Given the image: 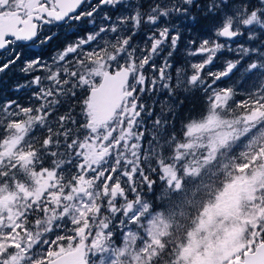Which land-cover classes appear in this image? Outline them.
I'll return each mask as SVG.
<instances>
[{"label":"snow or ice","instance_id":"1","mask_svg":"<svg viewBox=\"0 0 264 264\" xmlns=\"http://www.w3.org/2000/svg\"><path fill=\"white\" fill-rule=\"evenodd\" d=\"M196 8L200 60L174 67ZM54 28L81 34L49 62ZM5 54L28 80L0 102V264H264V0H0ZM236 76L260 81L237 100ZM157 92L204 109L149 130Z\"/></svg>","mask_w":264,"mask_h":264},{"label":"trees","instance_id":"2","mask_svg":"<svg viewBox=\"0 0 264 264\" xmlns=\"http://www.w3.org/2000/svg\"><path fill=\"white\" fill-rule=\"evenodd\" d=\"M202 2H205V0H202ZM203 15V13H200L199 8H196L192 11V14L188 17V19H176L175 27L180 30V33L182 35V41L178 53L174 54L175 59L172 61L174 67L186 66L185 62L194 63L200 60V57L198 56H189L188 50L195 49L198 46L199 41L205 38V30L209 25L207 21L203 20ZM74 33L78 32L65 30L56 34L57 39L52 41L49 47L44 51L43 58L49 59L51 57V52L55 50H60L61 46L67 43L68 38L72 35L74 36ZM239 39L241 43H244L245 46H248L244 38ZM141 40L143 39L141 38ZM189 40L195 41L196 43H189ZM228 43L231 44L233 51L225 52L222 56H220L218 60L214 61V64L210 66L213 71L221 70L226 60L233 59L237 55L234 46L238 48L240 45L231 41ZM177 60L180 63H176ZM158 62L162 64L163 60L161 59ZM188 71H191L190 67L188 68ZM172 74L173 76L175 75L174 72H172ZM27 80L28 78L25 77V74L20 71L19 66H14L11 70H8L4 73H0V102L15 98L21 103H27L25 90L21 89L19 93L15 91L19 84H25L27 83ZM259 81L260 78L259 76H257L253 77L252 80H248L245 83L242 78L236 76L232 77L231 79H228L227 84L229 86L237 87L239 94L236 96V99L240 100L246 98V92L248 90H252L254 86L259 83ZM218 84H220V86H223L224 81L218 82ZM203 97V92H199L196 94L181 93L174 97L172 100H169V98L165 96L162 92H157L154 96L151 94L145 96V102L147 103V105H149V107L154 113L153 117H144L146 127L151 130L153 118L158 117L160 115L162 108L165 114H169L168 105H171L172 112L170 113V125L174 123L175 131L179 133L183 124L187 122L190 118L197 119L200 117V114L204 109ZM156 101H159V103H157ZM169 130L171 131L172 128L170 127ZM150 134L151 133L149 132L148 135ZM145 146L147 147V145ZM147 170V166L145 165V171L147 172ZM149 175L152 179H157L155 173H149ZM142 193L145 194L144 198L146 200H152L159 195L158 186L154 185L152 192L142 189Z\"/></svg>","mask_w":264,"mask_h":264},{"label":"rangeland","instance_id":"3","mask_svg":"<svg viewBox=\"0 0 264 264\" xmlns=\"http://www.w3.org/2000/svg\"><path fill=\"white\" fill-rule=\"evenodd\" d=\"M87 27H88V25H87ZM89 27H92V25H89ZM75 29V28H74ZM66 30V29H65ZM81 33H79V35H80ZM79 38V36H71V37H69L68 38V40H67V43H71V42H73V41H75L76 39H78ZM137 43H140V44H142L143 43V40H141V37H137ZM234 49H237V47L236 46H234ZM57 52L58 51H56V52H54L53 54H52V56L51 57H53V56H55L56 54H57ZM46 61H49V62H51V58L50 59H47ZM139 178L137 177V180H138ZM143 194V196L145 197V194L144 193H142Z\"/></svg>","mask_w":264,"mask_h":264},{"label":"flooded vegetation","instance_id":"4","mask_svg":"<svg viewBox=\"0 0 264 264\" xmlns=\"http://www.w3.org/2000/svg\"><path fill=\"white\" fill-rule=\"evenodd\" d=\"M89 27V25H88ZM60 28H54L53 31L57 34V32H59ZM78 29H75L76 32H78V34L80 33L79 30L77 31ZM35 51V50H33ZM7 58V54H5L4 56H0V62L3 61L4 59Z\"/></svg>","mask_w":264,"mask_h":264}]
</instances>
